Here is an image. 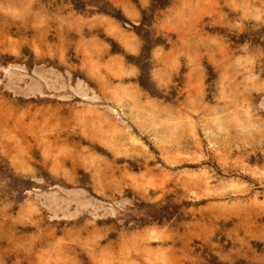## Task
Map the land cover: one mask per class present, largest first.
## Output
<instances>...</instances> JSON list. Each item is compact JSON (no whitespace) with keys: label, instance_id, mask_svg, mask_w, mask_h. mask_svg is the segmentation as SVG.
Instances as JSON below:
<instances>
[{"label":"rangeland","instance_id":"1","mask_svg":"<svg viewBox=\"0 0 264 264\" xmlns=\"http://www.w3.org/2000/svg\"><path fill=\"white\" fill-rule=\"evenodd\" d=\"M0 264H264V0H0Z\"/></svg>","mask_w":264,"mask_h":264}]
</instances>
